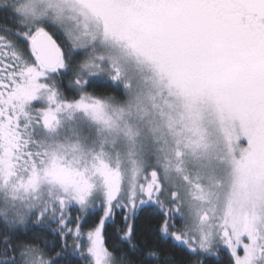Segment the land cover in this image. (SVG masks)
<instances>
[{
	"label": "snow or ice",
	"instance_id": "obj_1",
	"mask_svg": "<svg viewBox=\"0 0 264 264\" xmlns=\"http://www.w3.org/2000/svg\"><path fill=\"white\" fill-rule=\"evenodd\" d=\"M0 264H264V0H0Z\"/></svg>",
	"mask_w": 264,
	"mask_h": 264
},
{
	"label": "trees",
	"instance_id": "obj_2",
	"mask_svg": "<svg viewBox=\"0 0 264 264\" xmlns=\"http://www.w3.org/2000/svg\"><path fill=\"white\" fill-rule=\"evenodd\" d=\"M138 224L145 225V221L144 220H140V221H138ZM108 233H109V235H111V233H112V229L111 228L108 229ZM109 242L111 243V241H109ZM177 258H179V254H177Z\"/></svg>",
	"mask_w": 264,
	"mask_h": 264
}]
</instances>
